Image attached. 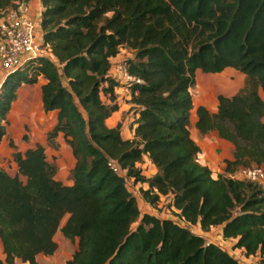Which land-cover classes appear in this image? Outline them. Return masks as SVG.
Here are the masks:
<instances>
[{
	"label": "trees",
	"instance_id": "1",
	"mask_svg": "<svg viewBox=\"0 0 264 264\" xmlns=\"http://www.w3.org/2000/svg\"><path fill=\"white\" fill-rule=\"evenodd\" d=\"M0 0V7L16 6ZM42 39L48 56L27 58L0 83V143L21 83L39 76L45 112L56 110L46 133L55 148L61 134L74 158L71 182L56 177L42 143L17 149L16 173L0 167V264L36 263L52 254L60 230L76 248L62 264H264V191L257 182L218 173L198 160L190 130L196 71L226 67L245 75L234 94L217 95L216 109L195 108L194 127L215 130L233 145L225 172L264 166V0H41ZM126 45V84L134 118L132 138L106 119L118 109L109 73ZM108 98V101L103 99ZM147 155L158 169L142 175ZM116 158L142 197L156 203L172 194L187 224L140 209L139 198L107 164ZM23 176L24 179L21 177ZM135 226H133V223ZM202 230L220 226L235 257Z\"/></svg>",
	"mask_w": 264,
	"mask_h": 264
},
{
	"label": "rangeland",
	"instance_id": "2",
	"mask_svg": "<svg viewBox=\"0 0 264 264\" xmlns=\"http://www.w3.org/2000/svg\"><path fill=\"white\" fill-rule=\"evenodd\" d=\"M24 1L26 2V0ZM16 2L17 0L15 3ZM120 52L123 54L124 58L133 55L132 50L126 45L121 46ZM1 78H4V73L0 69V83L2 81ZM244 84L245 75L234 68L226 67L222 71L214 73L197 70L196 82L190 87V91L194 105L204 104L207 108L212 110L216 106L217 95L219 93L226 95L234 94L239 91ZM38 90V85L35 83L24 86V89L22 88V90H20L18 96L12 103V108L8 115L7 132L0 143V167L5 168L11 174L16 173V164L11 156L14 149L9 144L10 139L13 141L16 148L20 150H24L25 148L33 146L39 142L44 145L47 157L52 160L56 166V177L63 182H71L74 158L71 154L69 145L61 134L56 137L55 141L57 142V145L55 148L51 143H48L46 133L51 127L49 126L45 129L44 123L46 117L49 119L50 116L42 109L37 94ZM26 93H28V96ZM122 98L124 99L123 103L127 107L123 110L122 114L127 116L133 105L130 102L128 92H124ZM129 117L131 118V115ZM194 129L195 127L191 122L190 130L193 131ZM199 158L202 160V156L199 155ZM137 165L142 169V175L144 176L152 175L158 171L147 155H143V158L137 163ZM212 167L214 166L212 165ZM21 177L24 179L23 176ZM141 184L142 183H140V185ZM140 185L133 181L132 183H129L128 187L132 192L139 191V194L141 195L142 186ZM160 201L162 208H168V202L170 201L169 197H162ZM139 205L141 211H144L145 204L140 199ZM135 223L136 222L133 223V226H135ZM55 239L58 245V249H56L60 252L67 250V256H69L76 248L75 240L61 238L60 234H56ZM239 258L244 260L241 255H239Z\"/></svg>",
	"mask_w": 264,
	"mask_h": 264
},
{
	"label": "built area",
	"instance_id": "3",
	"mask_svg": "<svg viewBox=\"0 0 264 264\" xmlns=\"http://www.w3.org/2000/svg\"><path fill=\"white\" fill-rule=\"evenodd\" d=\"M36 32V20L29 15V5L27 2L17 0L16 6L0 7V68L4 71V76L21 65L29 57L50 55V45L44 42L43 39L37 38ZM126 59L122 56L118 61L114 62L115 64H111L110 69L114 70L113 76L125 84L134 80L139 81L140 79L137 76L130 74L127 70ZM107 164L114 172L124 177L127 186L134 181L133 177L127 174L126 169L121 166L116 158L108 157ZM229 176L257 182L264 191L263 165L240 166L234 172L229 173ZM162 197L170 198L168 208L166 209L161 207L160 199ZM171 197L172 194L160 195L155 204L143 198L142 202L145 204L143 212L161 217H171L182 224H186L176 214L175 208L171 203ZM206 239L212 241L208 237Z\"/></svg>",
	"mask_w": 264,
	"mask_h": 264
},
{
	"label": "crops",
	"instance_id": "4",
	"mask_svg": "<svg viewBox=\"0 0 264 264\" xmlns=\"http://www.w3.org/2000/svg\"><path fill=\"white\" fill-rule=\"evenodd\" d=\"M26 2L29 5V15L32 16L36 20L37 38L42 39V31H41V27H40V18H41V10H42L41 0H26ZM122 56H123V54L121 52L118 53L116 56L111 58V62L114 63V62L118 61L119 58H121ZM128 57L129 56H127L126 58H128ZM228 68H231V67H228ZM3 73H4V71H3ZM109 73L114 75V70L109 69ZM1 80H2V78H1ZM44 81H45V78L43 76H39L37 82H35V84L38 85L39 90L37 91V94L39 96V100H40L41 105H42V102H41L40 85ZM119 82H120V84L114 86V94H115L116 101L118 103V109L111 113V115L106 119V122L109 126H114L117 123H120V131H121L122 137L123 138H132L133 137V129H134L133 120L135 117H137V114L133 111V108L129 111V114L127 116L122 114L123 110H125V108H127L126 105L123 103L124 99L122 98V94H124V92H128V94H129V90H128V88L124 82H122V81H119ZM27 85H30V84L29 83H21V85L17 89V96H18L20 90H22V88L24 89V86H27ZM123 90H125V91H123ZM26 95L28 96V93H26ZM103 99L108 101V99L105 96L103 97ZM196 106L197 105H194V103H193V108L191 110V115H190V120L193 123V125H194V122L197 118V115L195 112ZM42 109H43V107H42ZM215 109H216V106L212 110H215ZM47 114L50 117H49V119H47V117H46V120L44 123L45 129L48 128L49 126L51 127V125L54 123L56 110H52L50 112H47ZM130 115H131V118L129 117ZM191 134L200 147V150L198 152V160L202 163L207 164L210 167V169L212 171V176H216L218 173L229 174L228 172H225V170H224V167H225L224 159L232 158V148H233L232 143L230 141L224 139V138L219 137L215 130L209 131L206 133H200L195 128L193 131H191ZM199 155L202 156V160L199 158ZM212 165L214 167H212ZM153 166L155 167L154 164H153ZM139 185H140V183H139ZM140 186H142V188L147 187L146 183H142ZM134 193L138 196V198L140 200L143 201V197L139 194V191L134 192ZM190 228L194 232L203 234L205 237H208L212 241L219 243L225 249H227L230 253H232L235 257L239 258V255H241L242 259H244V261H249V258L245 257L242 254L241 248H232L231 244H232L233 240L224 239L221 237L222 235H221V227L220 226L212 227L210 230H207V231L202 230L198 224H192V225H190ZM56 234H60L61 238H66L61 233L60 230H57L55 235ZM76 242L77 241L75 240V243ZM57 249H58V245H57ZM57 249L52 254H44L41 252L38 253L36 256V263L35 264H62L72 254L71 253L69 256H67L66 255L67 250H63L60 252ZM14 264H28V263L23 262L20 259L16 258Z\"/></svg>",
	"mask_w": 264,
	"mask_h": 264
}]
</instances>
